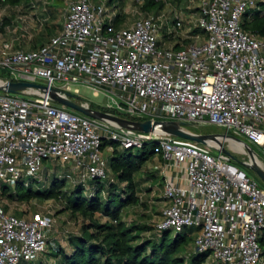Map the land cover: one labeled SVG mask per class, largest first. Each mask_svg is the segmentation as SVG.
I'll use <instances>...</instances> for the list:
<instances>
[{"label":"built area","instance_id":"1","mask_svg":"<svg viewBox=\"0 0 264 264\" xmlns=\"http://www.w3.org/2000/svg\"><path fill=\"white\" fill-rule=\"evenodd\" d=\"M130 1L125 13L137 15L132 23L122 17L119 0H68L60 30L46 42L0 46L5 80L35 84L20 93L0 91V183L44 187L54 173L47 161L60 163L58 176L73 183L105 180L103 138L120 148L151 141L152 154L161 159L165 202L154 229L177 234L195 227L193 251H208L222 264H260L264 189L232 156L212 144L69 111L50 95L54 89L89 105L78 101L85 87L94 96L104 94L110 103L103 107L122 118L220 126L264 155V37L241 25L257 0H182L186 5L169 15L144 11L145 0ZM47 4L32 3L33 14L20 16L28 28L48 19ZM193 5L196 13L190 15L186 9ZM170 15L173 21L165 26ZM174 35L188 43L177 47ZM163 37L176 45L163 46ZM54 222L49 210L29 217L0 210V264L46 253V232Z\"/></svg>","mask_w":264,"mask_h":264},{"label":"trees","instance_id":"2","mask_svg":"<svg viewBox=\"0 0 264 264\" xmlns=\"http://www.w3.org/2000/svg\"><path fill=\"white\" fill-rule=\"evenodd\" d=\"M23 1L0 0V7L19 5ZM119 2L123 5L121 0ZM162 5L161 1L145 0L141 8L148 12ZM46 21L41 25L43 26L41 32H45L44 35L47 34V36L52 35L54 29L49 24L50 22ZM9 22V18H3L0 22V29ZM241 25L244 30L250 31L257 37H264V0H257L254 6L245 10L241 17ZM44 26L47 28L43 29ZM196 31L200 30H193V32ZM35 47H37L35 44L31 45V48ZM0 78L7 79L8 75H0ZM89 106L119 114L113 109L92 104ZM119 116L125 117L121 114ZM127 118L141 120L135 117ZM108 144L116 147L112 150L111 156L107 158V167L115 179L111 178L107 183L101 179H91L88 182L90 183L89 188H85L80 182L72 184V190L65 195L64 209L72 214H80L86 222L81 225L78 234L67 235L66 242L70 246L69 250L48 240L51 243V249L47 253H50L53 258V264H204L210 257V253L192 250L193 233L197 231V228L187 227L177 234L168 230L156 231L155 229L154 233H150V228L146 223L127 222L122 219V211L125 207L139 202L140 184L144 179L155 176L154 170L144 168V164L152 155L153 143L150 141L141 147L120 148L119 144L113 140L103 138L102 150ZM233 160L250 174L240 160L235 158ZM65 181L61 177L54 176L49 183L46 180L44 187L24 186L18 182L13 190L11 185L0 183V194L7 193L10 197L20 201H29L32 197L57 198ZM40 187L43 190H40ZM87 190L90 192L89 195L86 194ZM17 213L20 214V212ZM96 214H102L107 219L102 222ZM258 242L261 249L260 264H264V229L260 233ZM188 245H191L190 248ZM19 264H26L25 260ZM27 264L52 263L39 257L38 262L33 261Z\"/></svg>","mask_w":264,"mask_h":264},{"label":"rangeland","instance_id":"3","mask_svg":"<svg viewBox=\"0 0 264 264\" xmlns=\"http://www.w3.org/2000/svg\"><path fill=\"white\" fill-rule=\"evenodd\" d=\"M49 4L48 6V19L46 22H50L49 24L52 25L54 30L58 29V27L61 25L62 18H63V12L66 6V2L68 0H47ZM42 0H24L21 4H19L18 8H9V7H0V22L2 21L3 18L7 17L10 19V22L5 25L2 29H0V46L3 44L7 43H12V46L16 48H31V45L35 44L36 46L46 42L51 34L47 36L44 35V33L41 32L42 27L37 25L36 27L28 28L27 22H25L20 16L24 14H33V11L31 10V5L32 3L37 5L41 3ZM123 2V5H121V11H122V17L125 16L124 20L126 23H132L134 19L137 17L136 14H132L131 12L126 14L125 12L129 11V8L133 6V1L130 0H121ZM185 2L182 0H175V2H171L170 4L164 6V4L158 8H154L151 11H148L150 13H164V15H169L171 12L178 8H182L185 6ZM195 6H191L190 9H186L188 14L196 13L195 11ZM124 8V9H123ZM43 13L42 11L37 9V17H42ZM173 21V17L167 16L164 25L167 26L168 24L170 25ZM47 28L44 26L43 29ZM198 29V28H195ZM200 33V36L202 37V34L200 31H196L194 33ZM31 34V39H27V36ZM175 34V33H174ZM173 35V33H172ZM178 40L177 47L184 46L188 43L187 40L180 39L181 37H175ZM25 39V40H23ZM162 45L165 47H173L176 45V42L174 39H164L162 38ZM8 75V70L6 68H0V75ZM2 80H5L4 78H0ZM78 101L82 102H87L89 105L92 104L94 106L98 107H103L105 104L110 103V100L104 95V94H99L98 96H94L92 94V91L88 88L81 87L80 88V94L78 95ZM69 111H74L75 110H70ZM119 116V114H114ZM120 117V116H119ZM188 129L191 132L194 133H202V134H222L225 133V128L216 126V125H198V124H193L188 127ZM222 146L227 149L231 154L232 157L235 159H238L240 161H247L248 156L235 152L233 149H231L228 145L227 141L222 142ZM252 149L257 153L258 158L262 161L263 166H264V155L261 153V151L258 149L257 146L255 145H250ZM216 148H220L219 145L215 146ZM116 148L113 147L112 145L108 144L105 146L103 149V155L108 158L112 154V150ZM155 155H151L148 162L144 164V168L148 170L151 166H155L156 168L159 167L158 163L154 162ZM46 165L50 166L52 170H54V173H50V175L47 178V182L51 180L54 176H57L59 178V174L62 172L63 168L61 167L60 163L58 162H50L47 161L45 163ZM158 166V167H157ZM247 168V167H246ZM249 170V173L252 177L255 178L257 181L258 185L264 189V181L261 180V178L251 169L247 168ZM152 170V168H150ZM111 178H114L113 173L107 168V178L104 180L105 183L109 182ZM87 181L84 186L85 188H89L90 183ZM73 182L71 181H65V185L61 188L60 193L57 198L54 197H47V198H36L32 197L29 201H20L16 198H12L9 196V194H0V210L10 212V213H15L17 216H24V217H29L32 213L37 212V211H51L54 215L55 222L50 228V233L48 234V238L50 242H55L58 244H63L64 247H68L69 245L67 244V235L69 234H78L80 232V227L81 225L86 222L83 217L78 214H72L70 211L64 209V204H65V195L68 194L72 188H73ZM12 187V186H11ZM147 187L145 185L143 188ZM160 186L158 185V188ZM156 190L157 188L154 187ZM14 189V186L12 187V190ZM37 189V188H34ZM40 190H43L41 187L39 188ZM38 189V190H39ZM139 193V192H138ZM86 194L89 195L90 192L87 190ZM157 193L155 192L153 194V199L150 200V203L145 201L144 195L138 194L140 196L139 202L134 204V206H128L125 207V209L122 211V219L127 221V222H132V221H137V222H142L146 223L147 226L150 228V233H154V227L155 223L158 220V216L160 215V212L157 211V209L154 208V204L151 203V201H160L158 196L156 195ZM17 212H20L17 213ZM98 218L103 222L107 218L103 216L102 214H96ZM196 231L193 233V236L196 235ZM192 243V242H191ZM190 243V244H191ZM189 248L191 245H188ZM188 248V250H189ZM51 249V243L48 245V251ZM47 251V252H48ZM44 253L43 255H37L31 258L29 261H25L27 264L28 262H38L39 257H42L44 261H47L49 263H54L53 258L50 256V253ZM41 259V258H40ZM33 263V262H32ZM204 264H222L216 260H213L211 256L207 259V261Z\"/></svg>","mask_w":264,"mask_h":264},{"label":"water","instance_id":"4","mask_svg":"<svg viewBox=\"0 0 264 264\" xmlns=\"http://www.w3.org/2000/svg\"><path fill=\"white\" fill-rule=\"evenodd\" d=\"M34 85L35 84L33 83L25 82V81H12V80L0 79V91H4L8 93H20L27 87H31ZM55 91L56 90L51 89V92H50V95L54 101L60 104H64L67 107L79 113H82L86 116L92 117V118H104V119H108L113 122H116L122 127H128V128H132V129L143 131V132H156L157 131L160 133L174 135V136L181 137L184 139L197 141L203 144H210L209 141H218V137H226V138H230L237 142L242 143L248 148V151L250 152V154L252 155L255 154V151L252 149L250 145H248L246 142H244L240 138L234 135L228 134V133H222V134L194 133L188 129V127L193 124L188 123V122H182V121H174V120L151 121L149 119L143 120V121L130 120V119L122 118L117 115H113L111 113L103 112L101 110L92 108L85 103H79L67 97L59 96L55 93ZM219 146H220V149L224 153L232 156V154L227 149H225L220 142H219ZM240 162L245 167L253 170L261 178V180L264 181V168L259 166L256 162H252L250 157H248L247 161H240Z\"/></svg>","mask_w":264,"mask_h":264},{"label":"crops","instance_id":"5","mask_svg":"<svg viewBox=\"0 0 264 264\" xmlns=\"http://www.w3.org/2000/svg\"><path fill=\"white\" fill-rule=\"evenodd\" d=\"M60 27H61V25L58 27V29L54 30V33H52V35L58 33V31L60 30ZM148 160L146 162H148ZM154 162L159 164V167L157 166L158 168H156L154 165L150 167V168H152V170H154V172H156L155 173V176L152 177V178H146V179H144V181L140 184V190H139V193L138 194L139 195L140 194L144 195L145 201L146 202L148 201L150 203V200L153 199L152 198L153 197V194L155 192L157 193L156 195L158 196V198L160 199V201L159 200L158 201L156 200L154 202L151 201V203H153L154 204V208L157 209V211L160 212V215L158 216V220H160V218H161V211H162V208H163V206L165 204V202H163V200L161 199L162 182H161V175H160V165H161V159H160V157L155 155ZM145 185H147V187L143 188ZM158 185L160 186L159 188H158ZM154 187H156L157 190ZM49 233H50V230H48L46 232V235L49 236L48 235ZM61 246L64 249H66V250H69L70 249V246L64 247L63 244H61Z\"/></svg>","mask_w":264,"mask_h":264},{"label":"bare ground","instance_id":"6","mask_svg":"<svg viewBox=\"0 0 264 264\" xmlns=\"http://www.w3.org/2000/svg\"><path fill=\"white\" fill-rule=\"evenodd\" d=\"M227 141L228 145L231 149H233L235 152H239L242 153L248 157H250L252 162H256L259 166H261L262 168H264L262 161L258 158V156L256 154H250V152L248 151V148L243 145L240 142H237L233 139L230 138H226V137H218V141H209L210 144L217 146L219 145V142L222 144V142Z\"/></svg>","mask_w":264,"mask_h":264}]
</instances>
